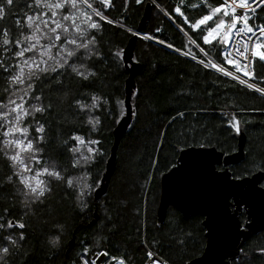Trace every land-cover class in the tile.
Wrapping results in <instances>:
<instances>
[{
    "label": "trees",
    "instance_id": "16d2710c",
    "mask_svg": "<svg viewBox=\"0 0 264 264\" xmlns=\"http://www.w3.org/2000/svg\"><path fill=\"white\" fill-rule=\"evenodd\" d=\"M149 1L153 8L142 32L191 57L151 38L138 36L134 58L142 67L133 93V120L120 141L107 191L99 200L94 199L93 192V196L81 202L68 183V177L80 164L75 163L77 158L72 151L79 146L74 137L97 142L99 150L87 163L89 181L94 187L105 170L113 129L125 113L119 108V102L125 100V81L129 75L123 49L138 28ZM89 3L106 18L95 16L99 27L89 32L91 40L94 38L89 46L92 49L76 55L80 62L85 58L83 70L88 68L85 70L88 78L64 65L30 80L33 88L29 97L39 96L38 106L45 110L32 113L28 120L36 128L43 125L41 158L45 162L54 160L64 171V180H52L47 186L49 190L39 199L26 198L27 189L14 175L16 168L0 151V225H3L0 248L9 249L0 264H84L83 255L96 261L101 252H106V257L122 256L129 264H144L145 242L171 264H187L204 250L207 239L204 216L195 214L185 218L170 205L160 222L157 214L160 174L176 162L179 147L216 144L225 153L236 150L238 139L233 134V118L245 124L246 133V157L230 165L233 175L241 177L264 169V95L200 63L208 62L209 58L226 63L221 56L223 45L203 42L205 26L201 25L200 29L190 26L210 12L207 5L217 7L223 0H207V4L204 0H157V3L89 0ZM177 7L183 16L176 12ZM72 10L65 5L56 18ZM38 11L42 10L35 7L33 0H14L5 8L0 30L7 29L14 41L21 32L30 31L18 27L16 21L24 24L25 14ZM257 18L264 23V5L258 9ZM212 25L213 21H209L207 26ZM63 40L62 36L58 44ZM9 47L11 51L5 52L0 45V59L4 61V67H0V104L7 103L13 91L9 78L18 71L15 66L22 60L13 55L17 47L14 44ZM33 55L28 52L23 58ZM254 68L256 80L264 84V63L258 56ZM93 97L99 98L97 106L91 108L99 121L94 127L89 122V108L80 107V104L91 105ZM0 125L2 142L6 139L3 133L7 131V123L0 120ZM241 216L244 219L245 213ZM19 224L24 227H18ZM74 232L75 245L67 252ZM9 237L15 240L14 244ZM228 264H264V230L248 238L240 256Z\"/></svg>",
    "mask_w": 264,
    "mask_h": 264
},
{
    "label": "snow or ice",
    "instance_id": "6c2138e0",
    "mask_svg": "<svg viewBox=\"0 0 264 264\" xmlns=\"http://www.w3.org/2000/svg\"><path fill=\"white\" fill-rule=\"evenodd\" d=\"M13 2L14 0H0V20H3L5 17V8L11 6ZM102 2L107 3L109 0H102ZM33 3L37 9H41L42 11L35 12L32 15L25 14L24 24H21L19 20L16 21L18 27H27L30 30L28 34L21 32L20 36L13 41L9 38V32L7 29L0 30V45L4 46L5 52L11 51V47L9 46L14 44L18 49V51L13 53L14 57L23 58L25 53H34L32 57L24 59L22 64H17L15 66L18 71L10 76V87L15 85H24L26 80L30 81L33 77L39 78V73L57 71L58 68H62L65 64H67L68 57L74 55L75 51L80 48L88 49L89 44L94 43L93 38L92 40L78 44L77 36L75 35L79 34V37L84 36V30L80 27V24L77 23V20H79L81 16L88 17L90 20L87 12L81 11L80 9L81 4L87 5L88 8H91L92 5L89 3V0H33ZM204 3L207 4V0H204ZM253 4H264V0H252V3H249V0H223V3L217 7L207 5L210 12L190 25L193 29H200L201 25H204L205 27L203 32L206 34L202 36L203 42L205 44H213L215 41L216 43L223 45L221 56L223 57L224 62L228 64H235L237 72L242 71V69L239 63L231 59L233 55L238 58L243 57L246 61L244 68H248L252 65L257 56L260 61L264 63V52L257 51V49L264 47V25L254 27L249 24V20L252 19V16H250L249 13H255L256 11ZM65 5H68L70 9L75 11H71L67 15H62L60 19H57L56 17L58 16L59 11L63 9ZM193 6L195 7L196 5ZM29 7L31 8L32 4H30ZM237 8L245 9V11H243L242 14L237 15ZM43 9H47V11H43ZM94 12L96 15H101L98 10H94ZM176 12L183 16L179 7L176 8ZM224 17H231V19L226 21ZM101 18L104 19L102 15ZM63 21H69L70 23L65 24ZM185 21L187 22V17H185ZM209 21H213L212 27L207 26ZM82 22L86 23L87 20ZM237 24H240L241 27L238 28ZM88 26L90 28L99 27L96 23H90ZM225 29L227 30L225 31ZM242 35L247 37V39H234V36L240 37ZM62 36L65 38L64 43L57 48V42L61 40ZM42 40L47 41V43H41ZM69 44L75 45V49L68 50L66 46ZM249 45H252L253 52L251 60H249L247 55L250 51ZM197 47H199V45H197ZM53 48H57L56 55L52 54ZM233 48L235 49V52H233ZM200 51L203 52L205 56H208V53L205 52L203 48H201ZM64 52H66V56L62 55ZM45 57L47 59H45ZM49 61H53V63L49 64ZM200 63L204 64L206 68H214L217 71L222 72L224 75L233 76L234 79H239V77L234 76L232 72L227 71L224 67L215 63L211 58L208 59L207 63L203 60H201ZM0 67H4V61L2 59H0ZM25 68H27V72H25ZM5 70L7 71V69ZM72 70L84 79L88 78V75H86L85 72L80 71V69L74 65L72 66ZM90 74L91 73H89V75ZM248 74L249 73L245 72V75ZM240 82L242 84H247L249 88H254L257 92L264 95V89L258 88L253 84H248L245 80H240ZM32 88L33 85L31 83L27 84V87L25 88H17L12 91L8 104H0V107L7 109L6 112L0 113V120L13 125L3 133L5 137L13 136L15 133H20L21 136L27 139L28 129L27 127H20V122L23 117L30 114L29 109H26L24 105L27 102L25 97L29 96ZM21 92H23L22 95L19 94ZM17 99L20 103H17ZM35 99L39 101L40 98L37 96ZM98 99L99 98L97 97H93V103L91 105L80 104V107L82 109L86 107H96ZM30 109L32 113L43 112L45 110L43 107L36 105H31ZM12 113H16V115L13 120L9 121L8 116ZM89 122L98 123L99 121L90 120ZM0 127H2V125H0ZM232 127L235 128L237 132L240 131L239 121L235 120V118H233ZM36 131L38 133H42L44 131L43 125L39 126ZM40 139H43V137L41 136ZM74 139L78 140L81 144L84 143L83 139L80 137H74ZM0 143L3 145V147L0 148V151L4 152V155L12 162V166L14 168H18V171H16L14 175L18 176L20 182L24 185L25 189H27L25 192L26 198L28 196H32L35 199H39V197L43 196L45 192L49 190L47 189L45 181L40 179L41 176L47 174L49 176H55L57 179L61 178L58 171H55L54 168L50 170L47 167L36 171L33 176L25 175V173L32 171L30 161L36 159L34 153L39 151V149L34 148L31 140H27V143H25V140L19 138L5 139ZM91 143L97 142L92 141ZM7 149H12L14 154L9 155ZM72 151L78 152L79 149L73 148ZM89 151H94V149H89ZM22 153H29V156L27 157L29 163L25 162V157ZM80 159L87 162L90 157L82 156ZM80 159H77L75 163L79 164ZM9 179H11V177ZM33 181L35 183H33ZM68 183L71 186L72 181L69 180ZM81 195H83V191H81ZM12 226L13 224L9 222V227ZM0 227H3V225H0ZM18 227L23 228L24 225L19 224ZM20 238L23 239L22 234ZM8 239L13 244L15 243V240H12L11 237ZM8 251L9 249L7 247L0 248V261L3 260V256L7 254ZM148 255L150 258L152 257V253H149ZM84 264H88V261H84ZM93 264H95V262H93ZM118 264H124V262L121 260ZM154 264H162V262L160 260H156L154 261Z\"/></svg>",
    "mask_w": 264,
    "mask_h": 264
},
{
    "label": "water",
    "instance_id": "95a60500",
    "mask_svg": "<svg viewBox=\"0 0 264 264\" xmlns=\"http://www.w3.org/2000/svg\"><path fill=\"white\" fill-rule=\"evenodd\" d=\"M152 8L153 3L147 2L138 28L123 49L124 64L129 71L125 81L126 109L113 129V143L100 183L94 190L95 200H99L108 189L120 141L133 120V93L136 76L142 67V63L134 58L135 47L138 36L144 37L142 31ZM151 39L191 57L166 42ZM239 127V132L233 131L238 139L236 150L225 153L216 144L179 147L176 162L160 174L161 193L157 209L160 222L165 219L170 205L175 206L185 218L195 214L204 216L207 237L204 250L187 264H228L240 256L248 238L264 230V169L236 177L230 168L246 157L245 124L239 121ZM75 239L74 232L67 252L74 247ZM106 256V252L98 254L96 263L100 264Z\"/></svg>",
    "mask_w": 264,
    "mask_h": 264
},
{
    "label": "rangeland",
    "instance_id": "374dc122",
    "mask_svg": "<svg viewBox=\"0 0 264 264\" xmlns=\"http://www.w3.org/2000/svg\"><path fill=\"white\" fill-rule=\"evenodd\" d=\"M80 9H81V11H84V12H86V10L88 9V10H90V12H88L87 11V14H88V16L90 17V20L88 19V17H85V16H81L80 17V19L79 20H77V23H79L80 24V27L84 30V36L83 37H79V34H75L76 36H77V43L79 44V43H84V42H87L88 40H91V38H90V36H89V32H90V27L88 26L90 23H96L97 24V22H95L96 21V18H95V16H97V15H95V12H94V8L93 7H91V8H88L87 7V5H84V4H81L80 5ZM73 11V10H72ZM104 18H106V16L105 15H103V14H101ZM101 15H99V16H101ZM222 15V14H221ZM229 19H227V17H224V19L227 21V20H230L231 19V17H228ZM85 20H87V22L85 23V22H82V21H85ZM63 23H65V24H69V21H64ZM213 26V25H212ZM211 26V27H212ZM133 30V29H132ZM227 29H225V31H226ZM70 31H71V29H70ZM134 31V30H133ZM144 34V36L146 37V38H153L152 36H150L149 35V33H143ZM65 39V38H64ZM47 43V42H46ZM64 43V40H63V42L62 43H60V44H58V42H57V47H59L61 44H63ZM90 45H93V44H89V46ZM67 47V49L68 50H72V49H75V45H71V44H69V45H67L66 46ZM90 49H92V48H88V49H85V48H80V49H78L77 51H75V54L74 55H72L71 57H68V61H67V64H65V65H67V66H76L77 68H79L80 69V71H82V72H86L87 70H88V68H86V69H84L83 70V68H85L86 66L83 64L84 63V60H85V58H83V62H80V61H78L77 60V57H76V55H77V53H79L80 51H82V53L84 52V53H86L87 51H89ZM261 49V48H260ZM260 52H264L262 49H261V51ZM56 53H57V49H52V54L53 55H56ZM62 55H65L66 56V52H64V53H62ZM31 57V56H30ZM85 57V56H84ZM216 60H217V58L216 57H214ZM24 59H27V58H22V60H21V63L20 64H22L23 63V60ZM45 59H47L46 57H45ZM49 64H52L53 63V61H49L48 62ZM81 66H83V67H81ZM26 69V68H25ZM213 69V68H212ZM86 70V71H85ZM215 70V69H214ZM217 71V70H216ZM25 72H27V70L25 71ZM29 83H31L29 80H26V82H25V84L24 85H18V87H20V86H22V88H25V87H27V84H29ZM17 87V88H18ZM16 89V87L15 86H13V91ZM20 95H22L23 94V92H21V93H19ZM12 95V93L10 94V96ZM10 96H9V98H10ZM9 98H8V101H9ZM13 98H15V97H13ZM25 100L27 101L26 103H25V105H24V107L26 108V109H29V112H30V114L28 115V116H25V117H23V119L21 120V122H20V127H27V129H28V132H27V139H25V137H23V136H21L20 135V133H15L13 136H8V137H6V139H16V138H19V139H22V140H25V143H27V140H31L32 141V143H33V146H34V148L35 149H39V151H37V152H35L34 153V155H35V157H36V159H33V160H31L30 161V166H31V168H32V171L31 172H27V173H25V175H28V176H33L34 174H35V172L36 171H38V170H42L43 168H45V167H47V168H49L50 170H52L53 168L55 169V171H58L59 173H60V177L62 178V180H64L63 178L65 177V173H64V171H62V169H60L59 168V166H57L54 162H52V161H54V160H50L49 162H45L42 158H41V154H42V149H41V146H40V133H38L37 131H36V126H34V124H33V122L31 121V120H28V117L32 114V112H31V109H30V106L31 105H36V106H38V104H39V101H37L36 99H35V97L34 98H30L29 96H26L25 97ZM8 101H7V103L6 104H8ZM17 103H20V101L17 99ZM119 108H120V111H121V113H124L125 112V109H126V107H125V102L122 100V101H120L119 102ZM3 110V112H6L7 111V109L6 108H3L2 109ZM16 115V113H12L11 115H9L8 116V120L9 121H11V120H13V118H14V116ZM98 119V117H97V115H93V113H92V110H91V108H89V120H91V121H96ZM92 125H93V127H94V125H95V123H92ZM13 125H11V124H7V129L9 128V127H12ZM80 138H82L83 139V141H84V139L86 138H83V137H80ZM92 141H94L93 139H87V141H84V143L83 144H81L80 142H79V146L77 147L78 149H79V151L78 152H75V157L77 158V159H80L82 156H89L90 157V159L87 161V162H85L83 159H80V164H79V166H78V169H77V171L75 172V173H73L71 176H69L68 177V180H71L72 181V184H71V186L75 189V191H76V197H77V199L79 200V201H81V202H83V201H87V198H88V196H93V192H94V190H95V188L97 187V185L100 183V181L94 186V187H92L91 186V184H90V181H89V177H88V175H90V173L87 171V169H88V165H87V163L91 160V159H93V157H94V154H95V152L96 151H98L99 150V148L96 146V144L95 143H91ZM89 149H94V151H89ZM7 151H8V153H9V155H11V154H14V152H13V150L12 149H7ZM22 155L25 157V162L26 163H29V161L27 160V157L29 156V153H22ZM16 171H18V168H16ZM40 179H42V180H44L45 181V184H46V186H49V184H50V182L52 181V180H54V179H57L55 176H49V175H47V174H45V175H43V176H41L40 177ZM33 183H35L34 181H33ZM81 191H83V195H81ZM29 197V196H28ZM32 197V196H31ZM32 198H34V197H32ZM106 259V258H105ZM82 260H83V262L84 261H88V264H93V262H96V261H94L91 257H89V256H86V255H83L82 256ZM104 261V260H103Z\"/></svg>",
    "mask_w": 264,
    "mask_h": 264
},
{
    "label": "built area",
    "instance_id": "2783aa9c",
    "mask_svg": "<svg viewBox=\"0 0 264 264\" xmlns=\"http://www.w3.org/2000/svg\"><path fill=\"white\" fill-rule=\"evenodd\" d=\"M152 1H154L155 3H157V0H152ZM249 3H252V0H249ZM263 5L264 4H253V7L256 8V11H255V13H251V12L249 13V15L252 16V19L249 20V24L250 25H252L254 27L259 26V25H264V23L261 22V21H259L258 18H257L258 9L261 6H263ZM243 11H245V9L237 8V13L236 14L237 15H240V14L243 13ZM237 27L239 28V27H241V25L240 24H237ZM249 35H251V34H249ZM143 36H144V34H143ZM234 39L235 40H244V39H247V37H244L243 35L240 36V37H235L234 36ZM253 39H255V38H253ZM230 47H231V45H230ZM249 48H250V51H249V53L247 55H248L249 60H251L252 57H253L252 45H249ZM261 49L259 48V49H257V51L260 52ZM232 50H233V52H235V49L234 48ZM231 59H233L237 63H239L242 71L237 72L236 71L235 64H228V63L221 64V63L215 61L214 59H212V60L215 63H217L218 65H221L222 67H224L227 71L232 72L234 74V76L239 77V79H234L233 76H228V75H225V76H228V77L234 79L235 81L239 82L240 84H242L240 82V80H245V81H247L248 84H253V85H255L258 88L264 89V84H261L260 82H258L256 80V73H255V68H254L255 61L248 68H244V64L246 63V61L243 59V57H239L238 58L235 55H233V57H231ZM205 63H207V62H205ZM218 72H220V71H218ZM245 72H247L249 74L248 75H245ZM220 73H222V72H220ZM242 85L248 87L247 84H242ZM251 89L255 90L254 88H251ZM258 93H260V92H258ZM145 249H146V260H145V263L144 264H154V261H156V260H160L162 262V264H171L167 259H165L163 256H161L154 248L151 247V245H149L146 242H145ZM149 253H152V257L151 258L148 255ZM114 260H120V261L122 260L124 262V264H129L128 261L124 257L119 256V255L111 256V257H106V259H104V261H102L100 264H112V262Z\"/></svg>",
    "mask_w": 264,
    "mask_h": 264
},
{
    "label": "crops",
    "instance_id": "0c3cea01",
    "mask_svg": "<svg viewBox=\"0 0 264 264\" xmlns=\"http://www.w3.org/2000/svg\"><path fill=\"white\" fill-rule=\"evenodd\" d=\"M119 261L120 260H115V261L112 262V264H118Z\"/></svg>",
    "mask_w": 264,
    "mask_h": 264
}]
</instances>
